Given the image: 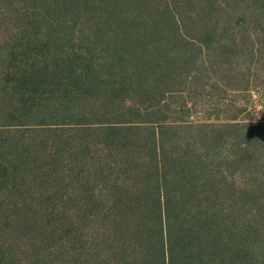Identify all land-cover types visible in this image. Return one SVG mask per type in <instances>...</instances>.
<instances>
[{
    "label": "rangeland",
    "instance_id": "1",
    "mask_svg": "<svg viewBox=\"0 0 264 264\" xmlns=\"http://www.w3.org/2000/svg\"><path fill=\"white\" fill-rule=\"evenodd\" d=\"M51 1L63 0L6 2L7 20L3 23L4 16L0 17V35H12L19 29L24 37L36 38L46 32V39L54 40L60 33L66 39H74L77 48L83 45L89 55L99 57L91 76L98 110L89 116L90 121H135L149 129H160L167 140L182 143L190 136L197 140L187 152L203 154L207 159L196 162L199 180L181 210L198 223L196 233L187 237L197 242L207 236L212 239V233L222 248L229 244L235 249L240 242L254 244L253 233L258 234L255 229L264 230V189L256 176L251 181L252 175L259 173L249 164L242 166L236 151L249 148L253 128L257 135L261 131L258 124L264 126V0H118L115 7L111 3L103 6L79 0L76 7L60 11L49 7ZM128 32L138 36L140 51L135 55L129 52L126 59L120 60L113 50L93 44L95 40H122ZM122 49L125 51L123 46ZM47 71L48 81L44 79L38 90L67 96L65 81L70 76L59 67ZM60 77L64 80L60 81ZM119 107L128 113L103 114L106 108ZM69 128H5L0 129V140H10L8 148L20 150L17 138L38 135L55 139L65 129L78 132ZM252 144L257 147L251 148L260 146L255 140ZM38 164L35 162L34 166ZM63 205L68 211L90 213L92 224L108 215V210L102 209L108 204L100 197L86 202L69 199ZM76 206L81 208L72 209ZM2 208L0 205V221L17 211L14 201L8 206L3 203ZM49 212L51 219L65 215ZM68 228L57 236L67 238L64 244L59 243L61 239L46 236L39 248L53 251L54 261L60 258L57 246L64 255L74 250L69 264H80L82 252L87 251L82 248L84 238L69 236ZM258 237L264 236L261 233ZM257 243L264 244V240ZM100 245L102 248L93 246L88 253L107 247ZM255 250H236L235 264H264V247ZM35 255L33 249L19 252L15 264H58L48 257L36 259ZM211 255L221 256L216 244ZM223 264H230L229 258Z\"/></svg>",
    "mask_w": 264,
    "mask_h": 264
},
{
    "label": "trees",
    "instance_id": "2",
    "mask_svg": "<svg viewBox=\"0 0 264 264\" xmlns=\"http://www.w3.org/2000/svg\"><path fill=\"white\" fill-rule=\"evenodd\" d=\"M8 1L12 2L0 0L3 23L7 20ZM85 1L103 6L111 3L112 7L118 2ZM77 2L51 1L49 7L67 10L76 7ZM19 33L16 29L12 35L9 32L0 35V129L56 131L59 127H70L78 132L65 129L55 134V139L38 135L17 138L21 146L14 151L8 148L10 140H0V205L2 208L3 203L8 206L14 201L17 207L15 213L0 221V264H15L19 252L29 253L32 249L36 251V259L43 256L58 264H69L74 250L64 255L57 246L60 258L54 261L53 251L39 248L44 237L55 239L67 226L69 236L84 238L82 248L87 251L82 252L80 264H223L228 258L230 264H235L236 250L254 253L256 248L264 247L263 243H257L264 240L261 237L264 230L259 229H255L258 234L253 233L254 244L240 242L235 249L229 244L222 248L212 233L213 241L209 236L197 242L187 237L196 233L198 223L181 210L199 180L196 162L207 159L195 146L199 156L187 152L188 146L197 140L191 136L182 143L167 140L160 129H149L135 121H90L89 116L98 110L91 76L99 57L89 55L83 45L77 48L74 39H66L60 33L54 40L46 39V32L36 38ZM118 39L95 40L93 44L113 50L120 60L130 57L129 52L135 55L140 51L138 36L128 32V37ZM122 46L125 51H121ZM36 47L42 48L36 51ZM51 67H59L70 76L65 81L67 96L38 90L44 79L48 81L47 70ZM53 76L56 79V74ZM112 109L106 108L103 114L128 113L121 107ZM258 127L261 131L255 135L257 129L253 128L249 148H240L236 153L240 154L242 166L249 164L257 170L259 174H253L251 181L256 176L264 189V126ZM252 139L259 148H251L257 147ZM35 162L39 164L34 166ZM98 197L108 204L102 206L108 215L96 224H92L90 213L68 211L63 205L69 199L86 202ZM49 211L65 215L51 219ZM61 238L60 235L57 239ZM100 244L107 247L95 254L88 253L93 246L102 248ZM214 244L219 247L220 258L211 255ZM21 246L23 250L19 249ZM185 249L189 251L187 254ZM257 262L252 264H260Z\"/></svg>",
    "mask_w": 264,
    "mask_h": 264
}]
</instances>
